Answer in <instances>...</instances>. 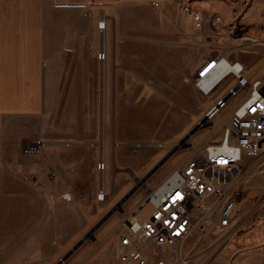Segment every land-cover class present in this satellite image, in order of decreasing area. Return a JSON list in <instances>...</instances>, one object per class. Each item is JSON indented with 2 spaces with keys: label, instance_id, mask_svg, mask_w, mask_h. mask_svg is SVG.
<instances>
[{
  "label": "rangeland",
  "instance_id": "374dc122",
  "mask_svg": "<svg viewBox=\"0 0 264 264\" xmlns=\"http://www.w3.org/2000/svg\"><path fill=\"white\" fill-rule=\"evenodd\" d=\"M95 1L89 5L94 7ZM235 5L231 0H164L158 9L150 0L120 2L113 7L119 18L109 19V29L100 28L99 20L95 50L80 47L76 36L75 51L64 54L55 121L71 129L63 136L77 143H71V164L64 167V174H54L53 186L68 184L71 198L66 200L81 208L87 228L107 209L115 210L118 226L112 232L102 226L108 232L102 241L95 232L108 212L85 235L92 245L97 243L99 252L116 255L118 231L147 194L174 168L203 151L208 140L221 139L226 123L216 126V132L213 122L203 128L198 123L235 85L236 78L229 75L204 94L194 80L202 58L218 50L227 60L244 63L245 73L252 69V79L264 74V24L260 21L264 5L259 3V11H254L253 2L234 20L231 8ZM191 11L204 17L219 14L224 28L233 30L200 31L198 27L192 31L185 25V15L190 17ZM92 32L87 23L81 31L83 45L90 42ZM244 93L242 89L230 98L213 121L230 114ZM99 161L105 162L104 169H98ZM100 183L108 194L102 201L97 200ZM234 184L240 189V200L232 227L222 235L225 241L217 243L216 235L207 237L195 251L193 264H264V216L258 218L264 200V145L257 157L243 160ZM148 209L144 205L137 216H145ZM71 214L74 228L76 214ZM145 249L149 259L160 253L157 248Z\"/></svg>",
  "mask_w": 264,
  "mask_h": 264
},
{
  "label": "crops",
  "instance_id": "0c3cea01",
  "mask_svg": "<svg viewBox=\"0 0 264 264\" xmlns=\"http://www.w3.org/2000/svg\"><path fill=\"white\" fill-rule=\"evenodd\" d=\"M118 1L135 2L97 0L91 7L90 0H0V264H137L119 260L118 241L115 255L99 252L97 243L82 240L109 209L87 228L81 208L64 197L68 184L53 186L54 174H64V167L71 164L68 158L71 143H77L65 139L64 133L71 129L55 121L63 56L75 51L76 36L80 47L87 52L95 50L98 22L105 21L106 28L110 18H119L113 8ZM258 1L264 5V0H255L254 11L260 9ZM233 8L232 16L237 20L240 16L235 17ZM185 18L189 29L199 30L191 17ZM208 18H204L200 31H216ZM260 18L264 24V14ZM223 22L225 25L224 19ZM87 23L93 37L83 45L85 34L81 31ZM232 30L223 26L220 31ZM251 72L252 69L247 74ZM38 138L45 141L43 151L37 155L23 153V145ZM101 185L106 191L104 183H100L98 190ZM71 213L76 214L74 228ZM114 220L111 214L99 225L95 232L98 240L108 235L102 226L109 227V232L118 226ZM145 248L143 253L147 257ZM157 250L160 252L157 257L172 256L169 247ZM63 257L66 258L60 263ZM157 257L147 259L152 262Z\"/></svg>",
  "mask_w": 264,
  "mask_h": 264
},
{
  "label": "built area",
  "instance_id": "2783aa9c",
  "mask_svg": "<svg viewBox=\"0 0 264 264\" xmlns=\"http://www.w3.org/2000/svg\"><path fill=\"white\" fill-rule=\"evenodd\" d=\"M150 1L159 8L164 0ZM231 1L236 4L233 13L239 17L255 0ZM188 15L195 26H202L205 17L201 12L191 11ZM208 22L216 31L224 26L219 14L210 16ZM99 26L104 28L105 21H101ZM230 62L231 65L218 50H212L202 58L194 74L195 83L204 94H210L229 75L236 78L235 85L217 99L199 121L201 128L209 125L230 98L245 89L244 95L230 110L229 122L223 125L221 139L208 140L203 151L166 176L168 178L160 193L156 190L158 184L147 194L138 205L136 214L127 219L117 233L119 260L135 261L137 264H193L195 251L207 237L216 235L217 243L225 241L222 235L232 227L240 200V189L234 180L242 170L243 160L257 157L264 145V75L252 79L250 74L245 73L241 61ZM219 70L222 78L210 85L209 81ZM44 147V140L31 139L23 145L22 151L37 155ZM104 168L105 162L99 161L98 169ZM107 195L101 185L98 200H105ZM64 197L70 199L71 195L65 192ZM147 203L151 205L150 212L145 218H138V210ZM261 209L258 218L264 216V200ZM147 245L169 247L172 256H159L149 262L143 253Z\"/></svg>",
  "mask_w": 264,
  "mask_h": 264
},
{
  "label": "bare ground",
  "instance_id": "6f19581e",
  "mask_svg": "<svg viewBox=\"0 0 264 264\" xmlns=\"http://www.w3.org/2000/svg\"><path fill=\"white\" fill-rule=\"evenodd\" d=\"M225 57V56H224ZM225 60L228 62V64H230L231 65V62L229 61L230 59H226L225 58ZM222 78V74H221V71L219 70L218 72H216L215 73V75L212 77V79L209 81L210 83V85L211 84H214V82H218L220 79ZM212 82V83H211ZM229 117H230V114H226V115H224V116H222L221 118H219V119H216V120H212V121H210V123L211 122H213V124H212V126H213V128H214V130H216V129H218L221 125L220 124H222V123H228L229 121ZM228 121V122H227ZM220 125V126H219ZM216 126H219L218 128L216 127ZM215 127H216V129H215ZM194 145H196V144H194ZM166 178H168V177H165L164 178V180L162 179V181L159 183V187L157 186L156 187V190L158 191V193H160L161 191H162V189H163V183H164V181H165V179ZM171 181V180H170ZM148 206L149 205V209H148V212L146 213V215L145 216H143V217H141V216H137L138 218H145L146 216H147V214L150 212V210H151V205H150V203H147V204H145V206ZM141 210V209H140ZM140 210H139V212H140Z\"/></svg>",
  "mask_w": 264,
  "mask_h": 264
},
{
  "label": "water",
  "instance_id": "95a60500",
  "mask_svg": "<svg viewBox=\"0 0 264 264\" xmlns=\"http://www.w3.org/2000/svg\"><path fill=\"white\" fill-rule=\"evenodd\" d=\"M167 159V157L164 159V160H166ZM115 212V210L113 209V210H110L101 220H100V222L98 223V226H99V224H101L102 222H104L111 214H113ZM87 237H84L82 240H85ZM77 246V245H76ZM73 249H75V247H73L72 248V250ZM66 257H63V258H61V260L60 261H62V260H64Z\"/></svg>",
  "mask_w": 264,
  "mask_h": 264
}]
</instances>
